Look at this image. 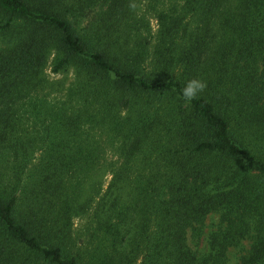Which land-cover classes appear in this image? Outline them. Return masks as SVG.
<instances>
[{
    "label": "trees",
    "instance_id": "1",
    "mask_svg": "<svg viewBox=\"0 0 264 264\" xmlns=\"http://www.w3.org/2000/svg\"><path fill=\"white\" fill-rule=\"evenodd\" d=\"M145 1L0 0V264H264V0Z\"/></svg>",
    "mask_w": 264,
    "mask_h": 264
},
{
    "label": "rangeland",
    "instance_id": "2",
    "mask_svg": "<svg viewBox=\"0 0 264 264\" xmlns=\"http://www.w3.org/2000/svg\"><path fill=\"white\" fill-rule=\"evenodd\" d=\"M163 4H160L159 6H156V8H147L148 2L145 1L142 4V8H140L141 14H144L146 18L150 21V25L153 29V33L156 32L157 30V20L156 16L158 12L168 10V4L169 2L176 3L178 5H181L184 0H161ZM51 78L59 80V76H54L51 75ZM107 160H111L114 157L112 154H108L106 156ZM111 176H107L105 178V183L103 190L107 189L108 183L110 181ZM91 220L86 216L83 218H75L73 220V235L75 238L78 239L80 242L83 239V234H85L88 231V228L91 227ZM221 226V220L220 216L218 214H212L210 215L204 224L203 227V235L200 237V240L196 239L193 237V232L191 230L188 231L187 233V241L188 245L193 249V250H200V248H203L206 245L207 237L209 236L210 233L220 229ZM199 246V247H197ZM251 246V242L249 240H245L242 242V244L238 248H232L229 251V264H240V258L243 255H246V253L249 251Z\"/></svg>",
    "mask_w": 264,
    "mask_h": 264
},
{
    "label": "clouds",
    "instance_id": "3",
    "mask_svg": "<svg viewBox=\"0 0 264 264\" xmlns=\"http://www.w3.org/2000/svg\"><path fill=\"white\" fill-rule=\"evenodd\" d=\"M205 88H206V84L203 81L198 79L189 80L182 88V96L185 101L191 102Z\"/></svg>",
    "mask_w": 264,
    "mask_h": 264
}]
</instances>
